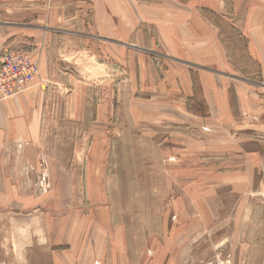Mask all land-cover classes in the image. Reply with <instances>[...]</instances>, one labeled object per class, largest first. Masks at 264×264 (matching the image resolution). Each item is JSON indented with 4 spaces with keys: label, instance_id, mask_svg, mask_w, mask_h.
I'll list each match as a JSON object with an SVG mask.
<instances>
[{
    "label": "rangeland",
    "instance_id": "1",
    "mask_svg": "<svg viewBox=\"0 0 264 264\" xmlns=\"http://www.w3.org/2000/svg\"><path fill=\"white\" fill-rule=\"evenodd\" d=\"M202 1L198 0L196 6L203 5V11L211 17L207 20H212L219 45L226 54L221 53L225 57V69L261 81L249 38L235 24L233 4L227 5L226 0H211L218 5L213 11ZM244 1L248 7L247 24L254 23L258 14H264V0ZM63 3L64 0H39L37 9L33 0H0V12L4 11V17L2 15L0 19L7 21V14L11 13L15 18L24 17L21 22H29V10L35 8L34 15L42 19L41 25L52 27L48 17L54 7ZM257 4L261 7L256 8ZM79 21L77 18L66 23L73 27L71 23ZM259 29L262 31L261 27ZM63 37L66 45L62 47L68 51L58 53L57 68L52 67L51 73H58L59 63L71 65L66 70L69 73H64L66 76L61 79L66 84L58 89L60 92L56 97L59 99L53 105L59 112L49 116V122L56 124L57 128L43 133L40 142L44 150L38 149L36 159H23V169L32 178L33 187H37L38 198H42L37 209L48 210L55 218L65 217L76 226L73 235L82 232V235L73 237L76 244L72 245V251L78 256H88L91 251L93 254L95 249L101 248L104 259H97L95 263L236 264L238 250L235 242L239 238L264 237V88L246 86L241 90L246 98L244 94L240 98V107L230 124L234 130L231 138L228 137L226 148L221 146L218 154L207 155L205 150L198 153L190 147H176L173 140H168L170 131L178 123L161 120L163 116H159V110L162 108L156 101L142 103L138 98L143 95L138 92L135 100H128L132 94L128 89L132 85L126 84L128 72L121 54L114 64L118 68L111 70L112 63L108 67L96 66V62L110 59L109 43L99 42L101 47L95 49L94 40L87 43L81 36H74L84 41L67 44L70 40L68 32H64ZM34 38L24 33L18 40L5 39L0 58L9 48L26 50L33 60L36 59L32 53L38 48ZM261 38H264L263 31ZM45 44L43 36L40 53ZM34 61L39 62L37 78L40 84L44 88L56 87L46 78L47 75H42L41 61ZM70 74L75 76V81L69 82ZM79 77L86 82L79 84ZM117 79L119 84H116ZM43 80L47 82L43 84ZM231 82V88L240 85L235 80ZM136 85H133L135 91ZM116 87H119L120 95L118 109L113 116L98 115V101ZM144 94L150 96V93ZM195 103L200 113L206 112L203 100ZM69 108L71 114L66 116ZM254 137L262 144L259 145L260 159L259 155L256 158L251 156L249 148L248 156L244 158L240 141ZM24 142L17 140L19 146L23 144L25 147ZM225 153L230 154L228 159L222 158ZM174 154L176 159H169V155ZM66 159L81 160L74 165L62 163ZM68 189L73 194H60ZM178 211L181 212V223L175 225L180 218H174ZM84 217L89 221V228H85ZM13 218L14 209L2 206L0 202L2 225ZM76 220L82 223L75 224ZM1 230L4 235L9 228ZM93 230H100L107 242L101 246L91 243ZM115 240L120 243L114 247ZM152 252L153 256L147 259L146 255ZM122 254L128 259H123ZM84 260L78 259V264H83ZM77 261H73L74 264Z\"/></svg>",
    "mask_w": 264,
    "mask_h": 264
},
{
    "label": "crops",
    "instance_id": "2",
    "mask_svg": "<svg viewBox=\"0 0 264 264\" xmlns=\"http://www.w3.org/2000/svg\"><path fill=\"white\" fill-rule=\"evenodd\" d=\"M20 1L22 0H18ZM33 1L38 9L39 0ZM197 3L198 0H64L63 5L54 7L48 17L52 27L41 25L42 19L34 15L35 8L29 10V22H21L24 17L15 18L11 13L7 14V21L0 19V50L7 38L18 40L24 33L34 36L33 41L38 48L32 51L33 56L41 61L42 75H47L46 78L57 85L44 88L38 77L37 82L28 89L0 103V202L2 206L14 209V218L9 219L8 224L5 222L2 225L0 222V264H74L73 261L83 258V264H92L97 259H104L101 248L98 251L95 249L93 254L91 251L85 257L72 251V245L76 244L73 237L82 235V232L73 235L76 226L66 221L65 217L55 218L48 210L37 209L42 198H38L37 187H33L32 178L23 169V159H36L38 149L44 150L40 142L43 133L57 128L56 124L49 122V116L59 112L53 105L59 99L56 97L57 92H60L58 89L66 84L61 79L69 73L66 70L71 64L59 63L58 73L53 75L51 72L52 67L54 70L57 68L55 62L59 60L58 53L68 51L62 47L66 45L63 43L64 32H68L70 37L67 44H81L84 41L74 36H81L87 43L94 40L95 49L101 47L99 42L110 44V59L100 60L96 62V66L108 67L112 63L111 70L118 68L114 64L119 61V54L123 56V64L128 72L126 84L132 85L128 89L132 93L128 100H135L138 92L143 95L138 98L140 102L156 101L162 108L159 110V116H163L161 120L178 123L173 126L174 130L170 131L168 138L175 142L176 147H190L198 153L205 150L207 155L218 154L222 150L221 146L226 148L228 137L234 130L230 124L240 107V98L243 94L246 98L241 90L246 86L264 88V38H261L262 31L264 32V14H258L253 19L254 23L247 24L246 1L226 0L227 5L233 4L235 24L249 38V47L260 68L258 71L262 80L255 81L225 69V57L221 53L226 54L219 45V36L212 20H207L211 17L205 14L203 5L197 7ZM202 3L213 11L217 10L218 5L214 1L203 0ZM255 6L261 7L260 4ZM1 12L0 18L2 15L4 17V11ZM77 18L81 22H72L73 27L67 26L68 20L74 21ZM34 21L37 23H31ZM43 36L47 44L40 53L39 45ZM72 80L75 81L76 78L70 74L69 82ZM231 80L240 84L237 85L238 88H231ZM45 82L47 81L43 84ZM82 82L86 81L79 77L78 83ZM116 84H119L118 79ZM134 84H137L136 91ZM144 93H150V96ZM201 100L205 103L204 113H200L194 106L196 101ZM119 102V87H116L107 97L98 101V115L113 116ZM70 114L71 109L66 111V116ZM78 114H81L80 110ZM206 126L207 130L204 129ZM17 140L25 141V147L23 144L19 146ZM259 145L262 146L261 142L258 143V139L254 137L241 140L239 146L244 147V158L248 156L249 148L251 156L256 158L259 155L260 159ZM175 154L169 155V159H176ZM229 155L225 153L222 158L228 159ZM79 160L81 159H66L62 163L74 165ZM84 190L87 191L86 188ZM60 194L73 193L68 189ZM176 213L180 218L174 222L175 225L181 223V212ZM84 218L85 228H89V221ZM81 223L76 220L75 224ZM3 227L9 228L4 235L1 230ZM93 231L90 242L101 246L106 240H103L100 230ZM118 242L120 240H115L113 246H118ZM235 244L238 250L236 264H264L263 236H255L253 239L241 237ZM63 246H66L65 249L59 248ZM115 249L119 252L118 248ZM152 256L153 252L147 254L146 258L150 259ZM225 257L224 254L223 258ZM122 258L128 259L126 254H122ZM98 263L100 262H94Z\"/></svg>",
    "mask_w": 264,
    "mask_h": 264
},
{
    "label": "built area",
    "instance_id": "3",
    "mask_svg": "<svg viewBox=\"0 0 264 264\" xmlns=\"http://www.w3.org/2000/svg\"><path fill=\"white\" fill-rule=\"evenodd\" d=\"M39 70L38 61L26 50L5 49L0 58V103L32 86Z\"/></svg>",
    "mask_w": 264,
    "mask_h": 264
}]
</instances>
